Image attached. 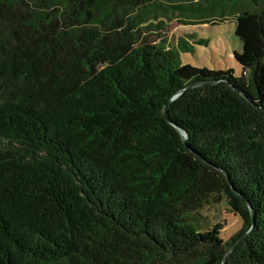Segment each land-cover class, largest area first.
Masks as SVG:
<instances>
[{"label":"trees","instance_id":"1","mask_svg":"<svg viewBox=\"0 0 264 264\" xmlns=\"http://www.w3.org/2000/svg\"><path fill=\"white\" fill-rule=\"evenodd\" d=\"M229 4L242 76L141 37ZM222 263L264 264V0H0V264Z\"/></svg>","mask_w":264,"mask_h":264},{"label":"rangeland","instance_id":"2","mask_svg":"<svg viewBox=\"0 0 264 264\" xmlns=\"http://www.w3.org/2000/svg\"><path fill=\"white\" fill-rule=\"evenodd\" d=\"M241 5V8L250 6L247 3ZM176 11L164 8L148 15L141 27V37L151 44L165 41L166 46L185 50L180 51L184 64L189 63L195 67L208 69H234L238 77L243 75V68L234 55L235 52L242 51L243 44L235 33L236 11L230 8V4L226 9L219 7L198 17L193 13L181 15ZM193 19H208L210 22L197 25L183 24L184 21ZM200 39L206 40V43H199ZM179 40L182 42L181 46ZM185 45L190 47L189 50L185 49ZM201 214L203 216L200 219L201 225L205 228L206 225L213 227L217 222H223L221 236L224 240L237 234L242 227V218L233 213L225 202L207 206L201 210Z\"/></svg>","mask_w":264,"mask_h":264},{"label":"water","instance_id":"3","mask_svg":"<svg viewBox=\"0 0 264 264\" xmlns=\"http://www.w3.org/2000/svg\"><path fill=\"white\" fill-rule=\"evenodd\" d=\"M203 83L202 82H196V83H191L189 84L188 86H186L184 89H181L180 91L178 90L170 99H169V102L166 104V107H165V115H166V119L169 123L173 124L175 127H177L178 131H179V134L181 135L182 137V140L184 142V144L186 145V147L190 148L191 147V142H190V137H189V134H188V131L183 129L182 127L178 126V124H176L175 122H173L169 117V106H170V103H172L175 99L179 98L180 96H182L187 90L189 89H194L200 85H202ZM250 210H251V213H252V216L253 218L255 219V213L253 211V209L250 207ZM253 228V227H252ZM252 228L251 230H249L248 233H246V235H249L251 232H252ZM244 235L235 245L232 249H230L227 254H226V257L229 255V253L231 252V250L235 249L236 246L239 244V242L246 236ZM225 257V259H226ZM223 264V263H222Z\"/></svg>","mask_w":264,"mask_h":264}]
</instances>
